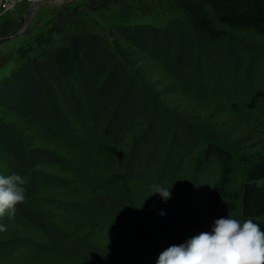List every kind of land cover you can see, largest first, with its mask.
Instances as JSON below:
<instances>
[{"label": "rangeland", "instance_id": "374dc122", "mask_svg": "<svg viewBox=\"0 0 264 264\" xmlns=\"http://www.w3.org/2000/svg\"><path fill=\"white\" fill-rule=\"evenodd\" d=\"M171 2L56 0L38 6L22 34L0 43L1 83L13 69L19 47L32 45V38L59 28L58 17L70 18L67 25L70 32L87 31L104 39L148 98L154 113L167 118L174 129L190 131L203 143L199 153L188 158L175 154L176 167L166 162L160 171H154L131 152L143 134L139 123L126 128L119 138L96 139L92 134L90 109L82 119L70 120L68 133L56 134L0 107V125L11 135L28 148L43 149L57 158L53 164L39 160L28 170L25 205H17L14 220L9 221L7 217L0 220L8 225V230L0 233V243L23 239L27 245L20 246L10 256L0 255V264H156L162 251L178 245L170 233L157 228H164L173 217L188 218L192 213H200L204 232L211 230L214 220L208 213L210 185L196 187V173L190 162L201 154L205 142L222 146L235 160H239L241 154L264 151V101L258 99L249 105L255 93L264 92L262 36L254 31L227 29L246 47L250 63L246 68L238 66L239 69L229 71L228 82L223 85L225 81H221L223 86L219 90L213 87L206 90L180 82L159 61L131 47L117 33L116 25H165L178 16ZM34 4L20 0L14 9L1 15L0 38L19 31L28 8ZM53 37L60 40L59 35ZM256 59L260 60V70ZM250 78H254L253 83L248 82ZM239 79L243 84L236 85ZM12 172L18 173L17 165L0 144V174ZM42 176H47V181H60L65 187L43 183ZM214 176L213 182L217 180V174ZM241 183L242 176L238 172L232 184L237 189ZM152 184L171 186L170 198L165 202L159 194L147 196ZM26 207L36 210L51 235L25 217ZM132 211L146 214L141 221L144 232L152 234L149 239L136 237L123 222V216ZM159 212L165 215L160 216Z\"/></svg>", "mask_w": 264, "mask_h": 264}, {"label": "trees", "instance_id": "16d2710c", "mask_svg": "<svg viewBox=\"0 0 264 264\" xmlns=\"http://www.w3.org/2000/svg\"><path fill=\"white\" fill-rule=\"evenodd\" d=\"M171 1L178 16L165 25H116L117 33L131 47L159 61L180 82L219 90L228 82L229 71L239 69L238 66L246 68L250 63L246 47L227 29L254 31L264 38V0ZM58 19L59 28L32 38V45L17 49L13 69L0 83V107L56 134L68 133L70 120L82 119L90 109L92 134L96 139L119 138L126 128L139 123L143 134L131 152L154 171H160L166 162L174 165L175 154L188 158L199 153L203 144L201 138L194 137L188 130L174 129L167 118L152 111L148 98L99 34L87 31L75 34L67 29L70 18L60 16ZM54 35L60 36V42ZM256 61L260 70V60ZM201 78L205 82H201ZM242 79L237 80L236 85L243 84ZM253 79L248 82L253 83ZM221 81H225L223 85ZM241 88L246 90V87ZM258 99L264 101V92L255 93L249 105ZM0 144L12 156L18 173L26 177L39 160L57 162L48 151L28 148L2 125ZM203 146L201 154L190 162L196 173V187L210 185V219L239 215L241 219H251L264 231V151L241 154L240 159L235 160L218 144L205 142ZM238 172L242 183L236 189L232 182ZM213 173L217 174L215 182ZM47 178L42 176V182L65 187L60 181L51 182ZM25 211V217L32 224L51 235L35 209L26 207ZM145 215L132 211L122 219L133 235L149 239L152 234L144 232L141 221ZM202 220L200 213H192L188 218L175 216L164 228H157L170 233L179 245L204 232ZM24 242L23 239L1 242L0 255H12L20 246H27Z\"/></svg>", "mask_w": 264, "mask_h": 264}, {"label": "clouds", "instance_id": "9594fccd", "mask_svg": "<svg viewBox=\"0 0 264 264\" xmlns=\"http://www.w3.org/2000/svg\"><path fill=\"white\" fill-rule=\"evenodd\" d=\"M27 184V177L20 173L0 174V220L15 219L17 205L26 202ZM170 187L149 185L151 191L147 196L159 194L166 202L171 196ZM7 230L8 225L0 223V233ZM156 264H264V231L251 219L228 214L216 219L209 232L166 248L157 257Z\"/></svg>", "mask_w": 264, "mask_h": 264}, {"label": "water", "instance_id": "95a60500", "mask_svg": "<svg viewBox=\"0 0 264 264\" xmlns=\"http://www.w3.org/2000/svg\"><path fill=\"white\" fill-rule=\"evenodd\" d=\"M56 0H42L41 2L37 3V4H34L32 6H30L27 10V15L24 19V23L23 25L20 27L19 31H17L16 33H14L13 35L9 36V37H4V38H0V43H3V42H7V41H10L11 39H14L16 38L17 36H19L20 34L23 33V31L25 30V28L27 27L33 13L35 12L36 8L38 6H40L41 4H44V3H50V2H55Z\"/></svg>", "mask_w": 264, "mask_h": 264}, {"label": "built area", "instance_id": "2783aa9c", "mask_svg": "<svg viewBox=\"0 0 264 264\" xmlns=\"http://www.w3.org/2000/svg\"><path fill=\"white\" fill-rule=\"evenodd\" d=\"M19 1L20 0H0V16L3 15L5 12L14 9L16 3ZM24 1L34 4V3H39L42 0H38V1L37 0H24Z\"/></svg>", "mask_w": 264, "mask_h": 264}]
</instances>
